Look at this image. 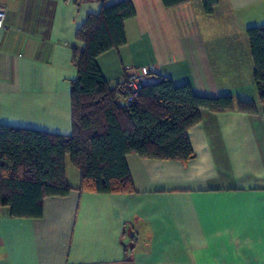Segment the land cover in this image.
Returning <instances> with one entry per match:
<instances>
[{"label": "crops", "instance_id": "0c3cea01", "mask_svg": "<svg viewBox=\"0 0 264 264\" xmlns=\"http://www.w3.org/2000/svg\"><path fill=\"white\" fill-rule=\"evenodd\" d=\"M118 1L0 0V126L71 133L72 50L84 46L76 31ZM129 1L126 43L97 57L109 86L147 66L150 84L168 77L256 112L201 109L185 162L127 154L132 193L80 192L67 156L72 190L44 198L40 217L0 207V264H264V104L246 35L264 25V0H217L211 14L200 0Z\"/></svg>", "mask_w": 264, "mask_h": 264}, {"label": "trees", "instance_id": "16d2710c", "mask_svg": "<svg viewBox=\"0 0 264 264\" xmlns=\"http://www.w3.org/2000/svg\"><path fill=\"white\" fill-rule=\"evenodd\" d=\"M188 0H162L166 8ZM211 14L217 0H200ZM135 16L129 0L102 5L76 31L83 49L72 50L76 78L71 82L69 135L0 126V207L15 218H38L46 197L72 190L65 176L68 156L79 171L80 192L111 194L135 191L125 161L127 154L159 160L188 161L195 153L188 130L200 121V110L255 113L252 102L231 95L196 94L189 83L168 77L142 86L125 103L124 85L109 86L97 57L126 43L124 23ZM254 63L253 78L264 104V25L246 29ZM123 99L122 104L117 98Z\"/></svg>", "mask_w": 264, "mask_h": 264}, {"label": "built area", "instance_id": "2783aa9c", "mask_svg": "<svg viewBox=\"0 0 264 264\" xmlns=\"http://www.w3.org/2000/svg\"><path fill=\"white\" fill-rule=\"evenodd\" d=\"M5 9L0 6V29H6ZM152 74L147 66L129 67L126 69L121 82L124 85L125 103L131 102L137 95L142 86L150 84Z\"/></svg>", "mask_w": 264, "mask_h": 264}]
</instances>
